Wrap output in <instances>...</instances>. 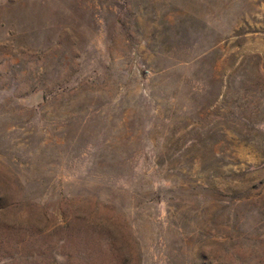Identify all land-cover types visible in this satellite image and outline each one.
Listing matches in <instances>:
<instances>
[{
	"label": "rangeland",
	"instance_id": "obj_1",
	"mask_svg": "<svg viewBox=\"0 0 264 264\" xmlns=\"http://www.w3.org/2000/svg\"><path fill=\"white\" fill-rule=\"evenodd\" d=\"M0 264H264V0H0Z\"/></svg>",
	"mask_w": 264,
	"mask_h": 264
}]
</instances>
